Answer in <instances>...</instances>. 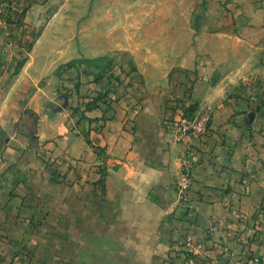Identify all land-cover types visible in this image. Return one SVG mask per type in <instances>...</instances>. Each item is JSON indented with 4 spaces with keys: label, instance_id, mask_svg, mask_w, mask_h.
<instances>
[{
    "label": "crops",
    "instance_id": "crops-1",
    "mask_svg": "<svg viewBox=\"0 0 264 264\" xmlns=\"http://www.w3.org/2000/svg\"><path fill=\"white\" fill-rule=\"evenodd\" d=\"M52 1L17 0L10 45L0 17V264H184L187 239L210 232L231 264H264V64L227 50L264 44V0H200L194 45L151 60H184L168 84L122 86L82 119L73 107L102 81L40 61L58 58L39 30ZM234 21L247 40L225 34ZM185 113L210 131L179 136L167 120ZM219 254L207 247L198 264Z\"/></svg>",
    "mask_w": 264,
    "mask_h": 264
},
{
    "label": "rangeland",
    "instance_id": "rangeland-1",
    "mask_svg": "<svg viewBox=\"0 0 264 264\" xmlns=\"http://www.w3.org/2000/svg\"><path fill=\"white\" fill-rule=\"evenodd\" d=\"M52 2L55 11L43 12L39 30L42 35L48 28L49 41L43 45V50L56 49L58 58L40 61L48 65L56 63L57 71L63 69L70 73L78 71L87 75L93 73L95 78L98 75L103 76L102 84L107 85L99 89L102 94L107 93L111 98L119 97L118 91L122 86L125 87L124 89L130 86L141 88L143 85L147 88L166 86L180 66L179 63L184 60L176 58L168 64L165 54L161 63H157L156 59L161 53H165L167 46L171 45L174 46L175 51L181 52L179 54L182 56L187 42L190 41L193 46L194 42L191 40L197 41L194 38L197 32L192 29L197 26V12L193 9L202 2L200 0H54ZM225 34L232 37L244 34L245 40L248 37L237 21H234L230 32ZM247 41L249 43L246 42L244 46L230 43V48L227 50L249 52L264 64V44L258 46L251 39ZM25 57L23 62L26 58H30V55ZM152 59L157 61L154 62L156 65L152 64ZM30 62L32 65L35 64V58ZM122 91L126 94L127 90ZM92 100L84 102L82 108L74 106L73 113L80 114L78 108L84 112L97 106ZM111 101L114 102V99ZM6 142L7 137L0 124V151Z\"/></svg>",
    "mask_w": 264,
    "mask_h": 264
},
{
    "label": "built area",
    "instance_id": "built-area-1",
    "mask_svg": "<svg viewBox=\"0 0 264 264\" xmlns=\"http://www.w3.org/2000/svg\"><path fill=\"white\" fill-rule=\"evenodd\" d=\"M27 5L19 7L17 0H0V17L8 30V44H13V26H18L20 18L26 10ZM23 10V11H22ZM22 11V12H20ZM31 44H28V48ZM168 125L174 126L179 136H191L193 138L199 137L210 131L209 119L206 115H200L194 117L192 114H183L179 119L167 120ZM195 178L188 165L183 168L178 181L180 191L184 194L187 190L194 185ZM264 223V221H263ZM211 234V232L209 233ZM206 235L203 239L196 242L192 241L189 237L185 243V255L184 264H198V254L204 252L207 247L211 249L219 250L221 255L216 259V264H231L228 260L229 250L224 247L223 244L212 238L210 235ZM192 248V249H190ZM258 259L255 262L258 263Z\"/></svg>",
    "mask_w": 264,
    "mask_h": 264
},
{
    "label": "trees",
    "instance_id": "trees-1",
    "mask_svg": "<svg viewBox=\"0 0 264 264\" xmlns=\"http://www.w3.org/2000/svg\"><path fill=\"white\" fill-rule=\"evenodd\" d=\"M30 2H33V1H38V0H29ZM23 11V10H22ZM22 11H20V12H22ZM101 78V79H100ZM102 78H104L103 76H96V78L94 79V81L96 82V83H98V82H100V81H102L103 79ZM112 81V80H111ZM110 83V82H109ZM101 84V86H106L107 84H102V82L100 83ZM99 89V88H98ZM124 94V93H123ZM86 95H91V98L93 99L92 101H94L95 103H96V105L97 106H101L102 104L103 105H110L113 101H111V100H113L114 99V101H116L118 98H120V97H118V98H111L107 93L106 94H102V92L100 91V89L97 91V89L96 90H94V92L92 93V94H87L86 93ZM192 106H188V107H185L184 109H182V112H186V111H188L190 108H191ZM78 110V109H77ZM76 111V110H75ZM85 114H84V112H80V119H82L83 118V116H84ZM99 152H100V150H98Z\"/></svg>",
    "mask_w": 264,
    "mask_h": 264
}]
</instances>
